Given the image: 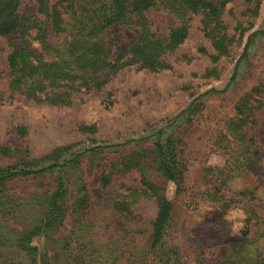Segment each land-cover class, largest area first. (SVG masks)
Instances as JSON below:
<instances>
[{"label":"rangeland","instance_id":"obj_1","mask_svg":"<svg viewBox=\"0 0 264 264\" xmlns=\"http://www.w3.org/2000/svg\"><path fill=\"white\" fill-rule=\"evenodd\" d=\"M57 1L50 0V4ZM21 3L23 13L37 12L38 0ZM146 17L159 38L179 25L162 10L150 9ZM204 18H192L184 43L165 57L167 69L151 72L126 67L103 90L79 95L69 106L35 104L23 96L11 98L7 42L0 38V146L12 151L10 155L0 153V168L29 163L37 170L56 165L52 172L20 178L7 186L13 197L0 204V264L12 257L16 231L32 229L44 214L45 205L38 203L36 194L50 195L61 180L67 188L64 218L45 246L52 264L68 257L61 248L68 241L83 258H95L94 264H147L149 256L143 260V255L158 212L156 198L141 199L132 206L135 219L127 228V222L112 210L116 196L141 188L139 170L123 171L118 166L136 153H146L143 160L151 168L152 182L167 190L172 201L165 244L169 264H218L235 249L248 218L250 236H258L262 227L254 213L264 220V110L256 114V125L245 128L256 138L260 154L246 172L222 186L218 201L210 195L213 185L206 170L221 167L229 156H241L236 152L238 143L232 137L229 143L224 138L237 119L240 99L260 88L255 98L264 101V0L226 4L221 20L229 43L220 57H215L204 31ZM110 32L122 34L117 49L127 48L139 36L132 27L114 26ZM168 140L173 142L182 169L176 193L172 184L165 188V179L149 163L148 150ZM64 148L69 150L60 151ZM109 173L110 181L104 184ZM245 190L251 195L241 198L238 194ZM58 249L62 254L55 259ZM156 254L150 251V258ZM155 264L162 263L158 259Z\"/></svg>","mask_w":264,"mask_h":264},{"label":"trees","instance_id":"obj_2","mask_svg":"<svg viewBox=\"0 0 264 264\" xmlns=\"http://www.w3.org/2000/svg\"><path fill=\"white\" fill-rule=\"evenodd\" d=\"M230 1L58 0L50 4V0H38L37 12L27 14L21 11V0H0V38H5L7 42L10 97L23 96L35 104L69 106L79 95L103 90L110 79L126 67L137 66L151 72L165 70L168 68L165 57L184 43L189 35L190 22L198 15L205 16L204 31L211 39L217 54L215 57H220L226 53L229 43L221 16ZM150 9L170 13L179 22L178 27L171 29L164 38L157 37L146 17ZM114 26L136 28L139 36L130 40L127 48L117 49L122 34H111ZM254 35L256 32L252 37ZM250 41L251 38L245 45L242 57L246 55ZM259 90L255 88L240 99L236 110L237 119L229 125L228 134L224 136L228 143L231 137L238 143L236 152L241 156L237 159L229 156L221 167L206 170L213 185V193L210 192V195L216 201L222 199L219 195L222 186L234 175L246 172L247 167L250 168L251 162L260 154L256 138L245 130L256 125V114L264 110V101L255 98ZM238 138H243V141ZM68 150L64 148L60 151ZM148 151L150 166L165 179V188L172 184L176 193L182 181V169L173 142L168 140L165 145L157 142L154 149ZM0 153L10 155L12 151L0 146ZM145 157L146 153H136L118 163L123 171L134 168L139 170L141 188L131 190L127 195L116 196L112 200V210L127 222L124 225L127 228L132 226L135 219L132 206L141 199L156 198L158 212L143 260L149 256L147 264H155L158 259L162 264H169L170 253L165 252V244L172 222V201L165 193L167 190H161L152 182L149 173L151 168L143 160ZM55 167L54 164L36 170L29 163H23L0 168V204L12 199L13 196L7 191L11 182L52 172ZM110 177L111 173L103 178V183L107 184ZM66 191L65 181L61 180L50 195L36 194V197L39 196L38 203L45 205V212L32 229L24 233L16 231L12 246L15 250L9 255L12 257L1 264H52L54 260L46 255L45 246L49 245L50 234L63 222ZM248 193L245 190L238 195L243 198ZM254 217L262 227L258 236H250L252 223L250 218L246 219L243 235L235 243V249L218 264H264V220L256 213ZM39 239L43 242L37 241ZM61 248L68 253V257L61 258L60 264L95 263V258H83L81 251L73 249L69 241ZM159 250L164 251L160 253ZM150 251L157 252L152 259ZM61 254L58 249L54 253L55 259L58 255L60 258ZM90 259H93L92 263Z\"/></svg>","mask_w":264,"mask_h":264}]
</instances>
